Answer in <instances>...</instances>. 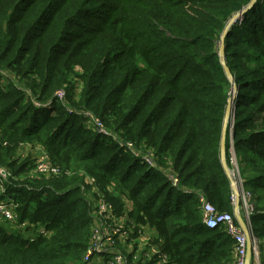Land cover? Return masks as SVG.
I'll return each instance as SVG.
<instances>
[{
  "label": "trees",
  "instance_id": "trees-1",
  "mask_svg": "<svg viewBox=\"0 0 264 264\" xmlns=\"http://www.w3.org/2000/svg\"><path fill=\"white\" fill-rule=\"evenodd\" d=\"M252 1L0 0V203L14 212L0 216V264H88L98 193L127 240L148 244L138 260L113 244L91 264L119 250L127 264H235L233 237L207 228L200 199L234 212L220 144L231 79L264 262V0L235 20ZM33 143L57 174L20 161Z\"/></svg>",
  "mask_w": 264,
  "mask_h": 264
},
{
  "label": "built area",
  "instance_id": "built-area-1",
  "mask_svg": "<svg viewBox=\"0 0 264 264\" xmlns=\"http://www.w3.org/2000/svg\"><path fill=\"white\" fill-rule=\"evenodd\" d=\"M37 159L38 160L35 165V170L38 174L52 175L58 173L59 170L55 166L51 165L49 156L46 152H42ZM229 161L231 162L230 169L232 179L234 180L233 184L236 187V192L232 190L231 198L235 206V203L237 201V194H239V198L241 199L240 216L243 218L245 226L244 228L241 227L235 214L220 212L217 208H215V206L211 202L207 201L204 196H201L200 199L203 208L202 216L204 217L205 225L207 226V228L210 229H214L219 225L225 226L227 233L231 237H233L235 241V264H264V262H262V260L260 259L259 255V242L256 240L255 234H253L252 232L251 215L254 210V206L251 202L252 194L245 189L241 168L239 166V163L237 162L235 149L233 147L230 149ZM147 162L151 164L150 160ZM0 175H3V171L1 169ZM173 182L174 185L178 184V182L174 179ZM231 187L233 188L232 183ZM0 189L4 191V187L1 182ZM96 202L98 203V214L95 218L97 220V223L94 225V229L91 235L92 242L90 248L85 254V262L88 264L94 263L95 259L105 262V260L102 259H104L105 253L108 252V248L111 247L113 244H116V237H119L124 240L121 242H125L129 238V235L127 237L129 231L124 226V220L119 219L114 215L113 206L110 203L105 202L99 193L97 194ZM0 216L3 219L13 220L14 212L8 205L1 202ZM247 233L250 235H248ZM139 234L142 235L143 238L141 240L135 241L137 243V246H135V243L129 245V248L135 249L136 260L140 259V257L142 256V251L148 244V239L145 237V234L143 235L141 232ZM122 235L126 236V238L122 237ZM249 237L252 243V255L250 258H248L247 252ZM153 254H158V250L153 249ZM161 258L162 260L160 264H168V256L166 254H164ZM107 264H127V260L125 256L122 255V251L119 250L118 252L113 253V255H111L110 260L107 261Z\"/></svg>",
  "mask_w": 264,
  "mask_h": 264
},
{
  "label": "water",
  "instance_id": "water-1",
  "mask_svg": "<svg viewBox=\"0 0 264 264\" xmlns=\"http://www.w3.org/2000/svg\"><path fill=\"white\" fill-rule=\"evenodd\" d=\"M257 2V0H253L250 5L245 9L243 10L242 12H240L236 17H235V20L236 19H239V18H242L244 14H246V12L248 11V9H250L255 3ZM234 22V20L232 21ZM228 31V28L225 29L224 33H223V37H222V44H221V63H222V66H223V69H224V72L227 73V75L229 77H231V73L229 72V69L226 65V62H225V54L223 52V49H224V40H225V35ZM231 82H232V88L233 90H235V94L232 95L230 97V99L228 100V105H227V113H226V117H225V121H224V124H223V131H222V135H221V140H220V144H221V162L223 163V166L225 168V171L228 175V178L229 180L231 181L232 185H233V188L232 190H234L236 192V187L234 186V180L232 179V174H231V169L228 165V163L226 162V138H227V132H228V125L230 123V121L232 120V127H231V133H230V144H231V148L233 147L234 148V144H233V138H234V134H233V131H234V126H233V110H234V102L235 100L237 99V93H238V90L236 89V86H235V83H234V80L231 79ZM240 209H241V199L239 198V194H237V201L235 203V206H234V214L235 216L237 217V220L239 221L241 227L244 228L245 226V223H244V220L243 218L240 216ZM248 234V233H247ZM250 235V234H248ZM251 247H252V243H251V239L249 237V243H248V258L251 257L252 255V252H251Z\"/></svg>",
  "mask_w": 264,
  "mask_h": 264
},
{
  "label": "rangeland",
  "instance_id": "rangeland-1",
  "mask_svg": "<svg viewBox=\"0 0 264 264\" xmlns=\"http://www.w3.org/2000/svg\"><path fill=\"white\" fill-rule=\"evenodd\" d=\"M234 94H235V90H233V92H232V95H234ZM19 150H20L19 156H21L20 157L21 162H26V161L29 162L30 156L38 157L43 152L41 150H38L37 145L34 143L33 144H23L22 146L19 147ZM0 169L3 171L2 176H4V178H7L9 175H8V172L6 171V169H2V168H0ZM34 170H35V168H34ZM24 175L25 174L19 175V177L22 178ZM5 190L6 189H4V191H2V192L4 193ZM30 235H31V233H30ZM122 237L126 238V236H124V235H122ZM134 237L135 238H132L131 240H126L125 242H121V243H119V241H117V242L114 241V242L116 244H119V247L122 248V250L125 249L127 251V248L130 247L129 245L134 244L135 240H141L143 238L142 235H140V234L135 235ZM112 247L113 246L109 247L107 251L109 252V250H112V249H110ZM108 252L105 253V257L102 260H108V257H109Z\"/></svg>",
  "mask_w": 264,
  "mask_h": 264
},
{
  "label": "clouds",
  "instance_id": "clouds-1",
  "mask_svg": "<svg viewBox=\"0 0 264 264\" xmlns=\"http://www.w3.org/2000/svg\"><path fill=\"white\" fill-rule=\"evenodd\" d=\"M232 121V120H231ZM233 214H234V212H233Z\"/></svg>",
  "mask_w": 264,
  "mask_h": 264
}]
</instances>
